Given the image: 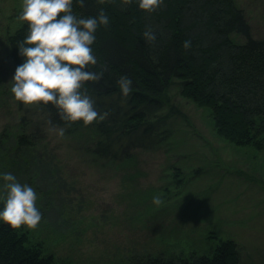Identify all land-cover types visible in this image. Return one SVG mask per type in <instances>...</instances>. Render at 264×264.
Masks as SVG:
<instances>
[{
    "label": "trees",
    "instance_id": "16d2710c",
    "mask_svg": "<svg viewBox=\"0 0 264 264\" xmlns=\"http://www.w3.org/2000/svg\"><path fill=\"white\" fill-rule=\"evenodd\" d=\"M22 18L6 38L19 109L32 103L55 124L85 125L96 155L130 162L133 150L160 146L179 114L169 95L176 80L183 97L209 109L221 138L264 150V38L236 0H33ZM13 138L14 156L27 158L18 170H46L32 136ZM6 213L0 202V264H57ZM127 264L242 261L223 240L211 255H136Z\"/></svg>",
    "mask_w": 264,
    "mask_h": 264
},
{
    "label": "rangeland",
    "instance_id": "374dc122",
    "mask_svg": "<svg viewBox=\"0 0 264 264\" xmlns=\"http://www.w3.org/2000/svg\"><path fill=\"white\" fill-rule=\"evenodd\" d=\"M236 2L264 38V0ZM32 3L0 0V202L31 244L57 264H127L136 255H211L233 240L242 264H264V150L221 138L209 109L183 97L177 80L167 138L133 150L130 162L96 155L85 125L55 124L32 103L19 109L6 38ZM22 131L46 170L16 168L27 161L14 156Z\"/></svg>",
    "mask_w": 264,
    "mask_h": 264
}]
</instances>
